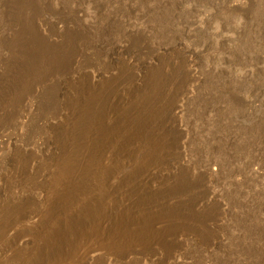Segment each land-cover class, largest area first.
I'll return each instance as SVG.
<instances>
[{
  "label": "rangeland",
  "instance_id": "374dc122",
  "mask_svg": "<svg viewBox=\"0 0 264 264\" xmlns=\"http://www.w3.org/2000/svg\"><path fill=\"white\" fill-rule=\"evenodd\" d=\"M179 56L194 78L174 125L186 130L184 160L208 175L212 195L201 203L215 226L204 235L194 222L180 223V237L166 232L170 220L149 218L135 226L153 230L146 258L101 250L91 264H264V0H0V215L6 204H54L55 133L73 124L78 106L70 99L84 78L104 85L127 67L134 71L132 98L119 93L121 114L132 110L161 61ZM35 168L47 171L40 195L23 182ZM179 181L175 169L166 179L150 176L147 193ZM180 200L186 198L161 197L144 213L132 209L136 216H180ZM36 233L32 226L24 252ZM0 251L3 262L10 252Z\"/></svg>",
  "mask_w": 264,
  "mask_h": 264
},
{
  "label": "bare ground",
  "instance_id": "6f19581e",
  "mask_svg": "<svg viewBox=\"0 0 264 264\" xmlns=\"http://www.w3.org/2000/svg\"><path fill=\"white\" fill-rule=\"evenodd\" d=\"M168 59L161 61V68L143 86L132 110L121 114L117 110L119 93L124 89L132 98L131 88L137 80L134 71L127 67L104 85L96 84L88 75L79 82L70 99L78 106L71 114L73 124L58 132L57 126L52 127L58 141L49 185L54 204L3 206L0 249L7 253L10 248L22 251L4 255L0 264H91L104 255L101 250L107 257L146 258L148 248L155 243L153 230L147 224L137 230L135 226L150 222L149 218L170 220L166 232L180 237L185 233L180 223L189 221L204 235L210 234L215 225L209 224L212 216L205 214V204L201 203L212 195L206 184L208 175L184 160L186 130L174 125L192 92L194 74L185 56ZM110 120L113 123L107 125L105 121ZM127 120L137 123H121ZM26 164L31 165L23 163ZM172 169L179 171L180 181L149 196L148 177L159 175L166 179ZM26 172L24 169L22 174ZM32 172L25 175L23 182L38 187L40 195L43 190L39 180L47 171L35 168ZM161 197H185V201H179L184 211L180 216L169 210L157 211L152 217L136 216L133 207L144 213L151 202L157 203ZM37 200L35 197L34 202ZM194 208L198 214L191 216L189 211ZM32 226L37 232L33 250L24 252L31 243L25 237ZM212 237L201 236L200 240L209 244Z\"/></svg>",
  "mask_w": 264,
  "mask_h": 264
}]
</instances>
